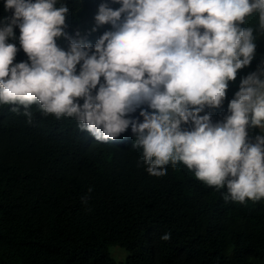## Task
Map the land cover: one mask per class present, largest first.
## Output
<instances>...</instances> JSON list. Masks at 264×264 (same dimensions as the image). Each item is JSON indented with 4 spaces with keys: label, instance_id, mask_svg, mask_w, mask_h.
I'll list each match as a JSON object with an SVG mask.
<instances>
[{
    "label": "clouds",
    "instance_id": "9594fccd",
    "mask_svg": "<svg viewBox=\"0 0 264 264\" xmlns=\"http://www.w3.org/2000/svg\"><path fill=\"white\" fill-rule=\"evenodd\" d=\"M81 10L82 0H4L0 106L28 126L36 113L74 120L99 143L131 128L150 176L183 165L225 202L264 200V59L241 75L264 38V0H102L88 34L69 32Z\"/></svg>",
    "mask_w": 264,
    "mask_h": 264
},
{
    "label": "trees",
    "instance_id": "16d2710c",
    "mask_svg": "<svg viewBox=\"0 0 264 264\" xmlns=\"http://www.w3.org/2000/svg\"><path fill=\"white\" fill-rule=\"evenodd\" d=\"M101 2L82 0L68 31L90 30ZM3 4L0 15H10ZM108 28L88 39L94 44ZM9 42L19 47L18 39ZM26 59L21 50L15 62ZM261 59L264 38L241 75ZM11 107L0 106V264H264V200L225 202L224 190L206 187L183 165L150 176L136 167L141 153L131 149V128L99 143L74 120L36 113L28 126ZM210 111L214 122L222 119L227 102ZM116 246L128 252L123 260L113 255Z\"/></svg>",
    "mask_w": 264,
    "mask_h": 264
},
{
    "label": "rangeland",
    "instance_id": "374dc122",
    "mask_svg": "<svg viewBox=\"0 0 264 264\" xmlns=\"http://www.w3.org/2000/svg\"><path fill=\"white\" fill-rule=\"evenodd\" d=\"M77 30L81 31V33H83V34H88L90 32L87 29H83V28L81 29L80 26L77 27L75 31H77ZM89 37H90V34L88 35V38ZM112 253L118 260H123L128 254V252L125 249L121 248L120 246L114 247L112 249Z\"/></svg>",
    "mask_w": 264,
    "mask_h": 264
}]
</instances>
